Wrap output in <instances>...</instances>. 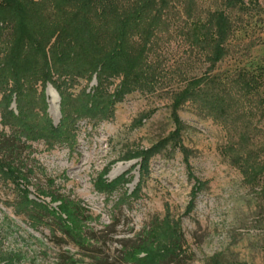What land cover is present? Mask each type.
<instances>
[{
	"label": "rangeland",
	"instance_id": "obj_1",
	"mask_svg": "<svg viewBox=\"0 0 264 264\" xmlns=\"http://www.w3.org/2000/svg\"><path fill=\"white\" fill-rule=\"evenodd\" d=\"M245 3L236 53L215 72L249 71L264 88V0ZM39 9L53 18L52 6ZM10 31L0 32V66ZM50 76L24 78L18 94L0 76V264H264L261 183L246 184L221 153L239 121L229 130L185 104L179 143L153 149L175 130L172 98L159 89L87 98L95 75Z\"/></svg>",
	"mask_w": 264,
	"mask_h": 264
},
{
	"label": "trees",
	"instance_id": "obj_2",
	"mask_svg": "<svg viewBox=\"0 0 264 264\" xmlns=\"http://www.w3.org/2000/svg\"><path fill=\"white\" fill-rule=\"evenodd\" d=\"M245 1L220 0V7L210 10L202 0H0V32L10 26L13 43L0 76L13 80L17 94L26 77L50 79L51 73L70 72L95 75L97 87L87 98L159 89L173 100L175 130L153 149L179 143L178 110L185 104L229 130L239 121L244 130L234 134V140L230 134L221 153L246 184L261 183L257 194L264 201V163L256 160L264 154V145L253 148L264 138L262 81L244 70L215 72L236 53L232 40ZM44 5L52 6L53 18L39 9ZM172 42L175 50L168 55L165 46ZM61 66L66 71L59 70ZM116 80L115 94H101L107 81ZM64 229L70 234L67 225ZM88 241L96 242L93 237ZM76 246L85 247L83 241Z\"/></svg>",
	"mask_w": 264,
	"mask_h": 264
}]
</instances>
